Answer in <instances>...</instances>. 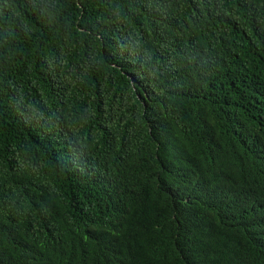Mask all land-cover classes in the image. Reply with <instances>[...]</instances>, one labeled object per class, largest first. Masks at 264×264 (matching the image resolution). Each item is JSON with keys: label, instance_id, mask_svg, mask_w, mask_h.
Segmentation results:
<instances>
[{"label": "trees", "instance_id": "1", "mask_svg": "<svg viewBox=\"0 0 264 264\" xmlns=\"http://www.w3.org/2000/svg\"><path fill=\"white\" fill-rule=\"evenodd\" d=\"M0 264H264V0H0Z\"/></svg>", "mask_w": 264, "mask_h": 264}]
</instances>
